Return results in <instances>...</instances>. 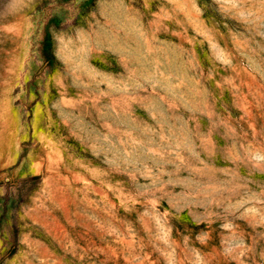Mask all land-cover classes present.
<instances>
[{
	"label": "rangeland",
	"instance_id": "rangeland-1",
	"mask_svg": "<svg viewBox=\"0 0 264 264\" xmlns=\"http://www.w3.org/2000/svg\"><path fill=\"white\" fill-rule=\"evenodd\" d=\"M0 264H264V0H0Z\"/></svg>",
	"mask_w": 264,
	"mask_h": 264
},
{
	"label": "trees",
	"instance_id": "trees-1",
	"mask_svg": "<svg viewBox=\"0 0 264 264\" xmlns=\"http://www.w3.org/2000/svg\"><path fill=\"white\" fill-rule=\"evenodd\" d=\"M50 46H51V44H50V42H48V43L46 44L47 54H48V56L52 57L53 55H52V53H51Z\"/></svg>",
	"mask_w": 264,
	"mask_h": 264
}]
</instances>
